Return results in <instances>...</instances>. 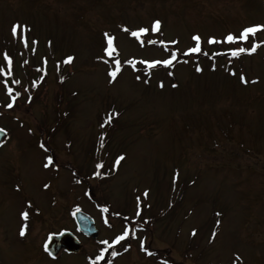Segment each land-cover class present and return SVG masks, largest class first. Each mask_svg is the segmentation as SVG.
Returning <instances> with one entry per match:
<instances>
[{
    "label": "rangeland",
    "instance_id": "374dc122",
    "mask_svg": "<svg viewBox=\"0 0 264 264\" xmlns=\"http://www.w3.org/2000/svg\"><path fill=\"white\" fill-rule=\"evenodd\" d=\"M252 25H264V0H0V68L12 67L19 81L6 95L0 76V127L10 134L0 148V264H44L38 245L26 248L28 236L38 244L75 230L76 208L95 219L99 241L115 243L131 232L122 212L132 216L142 203L157 217L143 243L164 259L264 264V29L222 42ZM140 27L149 31L133 37ZM194 36L201 51L189 53ZM253 43L254 52L230 53ZM172 55L168 66L142 63ZM60 108L66 118L57 128L66 130L46 129V142L39 130L57 125ZM100 160L112 167L108 179ZM171 195L175 207L166 204ZM101 199L111 212L94 204ZM141 242L114 264H161Z\"/></svg>",
    "mask_w": 264,
    "mask_h": 264
},
{
    "label": "snow or ice",
    "instance_id": "6c2138e0",
    "mask_svg": "<svg viewBox=\"0 0 264 264\" xmlns=\"http://www.w3.org/2000/svg\"><path fill=\"white\" fill-rule=\"evenodd\" d=\"M159 25H160V21L159 20H156L153 22L152 24V31H157L158 28H159ZM21 27L19 24H15L12 26V34L13 35H16L17 34V30L18 28ZM261 29H264V25H252V26H247V27H244L238 34H232V33H228L225 37H224V40L222 42L224 43H228V44H235L237 41H245L249 38V36H254L256 34L257 31L261 30ZM125 31H127V29H125ZM149 30L147 28H144V27H140L138 28L136 31H132L131 32V35L133 37H139L141 34H144V33H147ZM105 36H107V42H108V48L109 49H113V37L111 36H108L107 33H105ZM193 40H195L197 42L196 46L193 47V48H189L188 49V52L189 53H192V52H200L201 49H200V45H199V41H200V37L199 36H194L193 37ZM221 41H216L214 38H209V43H219ZM149 43H152V41H149ZM259 45L253 43L251 48H243V47H237V48H234V49H230V53L233 57H236L238 56L240 53L242 52H254L256 50V48L258 47ZM111 54V52H109V55ZM5 59L9 61L10 63V58L5 55ZM73 59L72 56H68L65 60V63H68V62H71ZM175 59V55H172V58L171 59H164V60H152V61H142V63L146 64L149 68L151 67H155L157 64H163L165 66H168L172 63V60ZM116 69L113 70V71H110L109 72V76L115 78L116 77V74L117 72L120 70L119 68V61H116ZM197 71H200L199 68H197ZM241 81L242 82H247L244 78L243 75H241ZM137 79H139V77H137ZM15 83H19V81H14ZM11 89H8V92L11 93ZM19 93H16V96H18ZM13 100H15V96L12 97ZM7 107L11 108L12 107V104H8ZM6 133V130L3 129V128H0V134H4ZM41 147H43V145H41ZM122 159V157L120 158ZM48 161L49 163H51L52 161V158L51 157H48ZM45 167H48V164H45L44 165ZM97 167H101V165H97ZM45 188L48 187V185H44ZM106 210V209H105ZM25 218H27V213H23L22 214ZM25 233H24V229L21 228V231H20V235L23 236ZM127 231H125L122 235L120 236H117L116 237V241H120V240H123L125 238V236H127ZM193 234H195V231H193ZM141 247L143 248V243L141 244ZM51 255V253H49Z\"/></svg>",
    "mask_w": 264,
    "mask_h": 264
},
{
    "label": "flooded vegetation",
    "instance_id": "af4514ba",
    "mask_svg": "<svg viewBox=\"0 0 264 264\" xmlns=\"http://www.w3.org/2000/svg\"><path fill=\"white\" fill-rule=\"evenodd\" d=\"M81 243H82V251L80 253L75 254V253H67L66 251H61L57 256H52L49 254V252L45 250V238H43V240L40 243L36 244L35 242L31 243L29 241V236H28V240L26 241L25 244L27 249L33 247L35 248V246L37 247L38 245V249H39L38 254L42 262H44V264H49V263L67 264L69 258H76L83 255L87 251L86 248L87 246L89 247V244L98 246L96 247V252L88 255V257L86 256V258L83 261H81V263L78 264H109V259L110 256L112 255L111 250L116 247V245L106 246L105 244H108L109 242L103 243V242H99L98 240L94 241L88 237L81 238ZM115 243L117 244L118 242ZM104 248L106 250H102ZM100 250L103 251L101 255L102 258L101 260L100 258L97 259ZM43 255L48 256V258H44ZM9 259H10L9 257H6V260Z\"/></svg>",
    "mask_w": 264,
    "mask_h": 264
},
{
    "label": "water",
    "instance_id": "95a60500",
    "mask_svg": "<svg viewBox=\"0 0 264 264\" xmlns=\"http://www.w3.org/2000/svg\"><path fill=\"white\" fill-rule=\"evenodd\" d=\"M7 133L0 134V142L4 140ZM74 216L79 228L88 236L96 238L98 231L95 227L94 219L81 210H76ZM62 248L68 252H79L81 245L79 239L71 231H62L58 235L51 236L47 242V249L54 255L58 254Z\"/></svg>",
    "mask_w": 264,
    "mask_h": 264
},
{
    "label": "trees",
    "instance_id": "16d2710c",
    "mask_svg": "<svg viewBox=\"0 0 264 264\" xmlns=\"http://www.w3.org/2000/svg\"><path fill=\"white\" fill-rule=\"evenodd\" d=\"M7 52H8V49H5V51L3 52V55L5 56V55H7ZM8 56V55H7ZM9 57V56H8ZM10 58V57H9ZM11 59V58H10ZM7 62H8V60H7ZM8 70H10V72H11V74L9 75L11 78H13V68L12 67H8ZM0 74H2V73H0ZM3 75V74H2ZM1 76V75H0ZM5 76V75H4ZM63 128H64V126H63ZM65 129V128H64ZM55 131L57 132L58 131V128L57 129H55ZM174 212V211H173ZM174 214V213H173ZM175 214H176V211H175ZM202 256V255H201ZM202 260H203V258H202Z\"/></svg>",
    "mask_w": 264,
    "mask_h": 264
}]
</instances>
